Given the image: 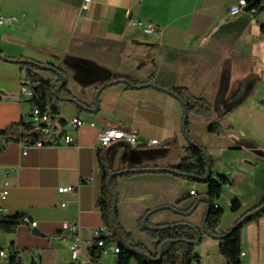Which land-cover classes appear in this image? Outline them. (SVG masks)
I'll use <instances>...</instances> for the list:
<instances>
[{
  "label": "crops",
  "instance_id": "crops-1",
  "mask_svg": "<svg viewBox=\"0 0 264 264\" xmlns=\"http://www.w3.org/2000/svg\"><path fill=\"white\" fill-rule=\"evenodd\" d=\"M237 1L92 0L85 6L84 0H0L1 12L17 18L0 26L4 57L62 68L69 76V92L88 108L95 107V94L106 85L96 113L69 101L58 103L59 119L79 117L88 122L69 131L75 144L29 146L23 153L25 140H8L0 134V182H9L0 218L20 215L37 222L36 227L23 222L15 233L0 231V249L8 251L12 244L26 249L23 264H75L67 242L59 235L64 221H78L85 240L105 223L98 206L103 188L99 157L108 160L113 172L180 162L189 144L183 128L184 105L160 86L185 88L212 106L210 121L194 113L188 119L192 140L216 159L214 177L229 179L216 201L224 209L218 231H227L241 215L264 201V107L259 101L264 90L257 86L245 98L259 77L257 53L261 50L264 55V10L257 16L246 12L230 16L228 9ZM134 19L156 23L161 31L148 33L133 24ZM26 72L21 64L0 57V131L31 114L32 104L20 92V78ZM38 74L54 82L50 72ZM120 79L152 85H107ZM226 79L230 80L228 87ZM239 96L225 108L226 101ZM211 122L226 127V134H210ZM108 127L133 130L140 140L157 139L160 144L133 148L117 141L99 147L97 137ZM243 138L253 139L258 146L238 148ZM126 147L132 152L125 154ZM191 184L196 195L208 191L207 183L199 189L196 182L169 172L119 176V223L154 253L157 244L141 231L139 219L160 206L191 208ZM67 186L74 191H59ZM235 200L242 205L239 212L231 211ZM197 209L199 215L188 220L196 226L202 223L207 204L200 203ZM185 220L164 210L153 214L149 222L168 225ZM33 228L42 236L34 235ZM242 250L244 264H264V215L243 228ZM195 254L198 264H225L218 239L209 235L196 245ZM116 258L110 250L103 251L100 264H116ZM0 264H7L6 259L0 257ZM131 264L138 263L132 260Z\"/></svg>",
  "mask_w": 264,
  "mask_h": 264
},
{
  "label": "trees",
  "instance_id": "trees-1",
  "mask_svg": "<svg viewBox=\"0 0 264 264\" xmlns=\"http://www.w3.org/2000/svg\"><path fill=\"white\" fill-rule=\"evenodd\" d=\"M252 6L256 9L254 16L264 10V0H250ZM262 28L264 29V23ZM5 60L17 62L21 64L22 68L25 69L28 75L37 82L36 96L32 99V103L41 108L42 111L48 112L54 121L58 125H63L64 120L58 118L59 116V106L58 103L60 99L55 95V89L61 84V78L57 72H54L52 69H56L62 72L67 77V84L61 88L59 94L63 97H73L69 92V76L65 70L55 66L50 63H41L28 58H11L4 57ZM33 61V62H32ZM51 68V70L49 69ZM48 71L54 77V82L44 79L38 74V71ZM260 77H257L250 85L249 93L246 95L247 98L251 95L258 85V80ZM159 86V85H158ZM171 91L175 96L180 100L185 102L187 110L189 113H194L203 117L205 120L210 121L212 118V106L203 98H194L192 97L187 89L185 88H167L160 86ZM66 93V94H65ZM208 132L212 135L223 136L227 132V128L221 125L219 122H211L208 126ZM186 133L189 134V119L186 122ZM1 135H5L8 140H25L28 144H33L37 140H43L45 143L48 138L41 136L37 133L34 126L29 123L21 120L19 123H13L6 129L0 131ZM192 139V138H191ZM193 141V140H192ZM245 145L247 147H257L258 144L251 138H243L237 142V147ZM100 166L103 173V188L102 195L98 200V206L101 208V213L104 222L112 228L113 234L112 237L108 238L110 241H115L119 245V253L116 258V264H131L132 260H136L138 264H178L179 259L181 264H198L199 257L195 254L196 244L187 243V242H177L173 244L170 250L164 254L163 258L160 261H155L159 257V246L160 243L167 239H184L188 241L196 240V231L185 226H177L174 228H167L162 230H147L142 227V221L144 216L139 219V227L142 232L146 233L152 240L157 244L156 251L154 253L150 252L143 243L136 241L132 234L127 232L119 223L117 218V225L120 231L121 236L117 233L114 223H113V208H112V196L110 195L106 182L108 177L113 173L109 166L107 159L99 157ZM215 158L209 154L207 149L195 141L189 142L185 147V155L176 165L165 167L168 171L155 170L153 172H169L173 175H177L183 178H186L192 182H200L201 179L205 178L208 173L207 161L210 164V169L212 176L207 182L208 191L205 193L204 197H208L212 202V209L208 215L206 226L209 232L213 235L218 236L220 252L225 259V264H244L240 256L242 251V231L245 225L248 223L259 219L264 215V209L260 212L253 214L250 218L245 219V217L264 205L262 201L259 205L248 210L234 223V225L227 231L220 232L218 228L221 224V219L224 214V209L219 205L215 207L216 201L221 197L223 186L229 183V179L220 175L218 178H215L213 175L212 167L215 162ZM160 168V167H157ZM139 172H126L120 176L132 175ZM119 176H114L111 181V189L117 195L118 199V185L117 179ZM196 201V200H195ZM194 201V202H195ZM193 202V204H194ZM176 207V206H175ZM242 208L241 203L238 200H235L231 204V211L239 212ZM117 216V208H116ZM23 216L17 215L13 217H2L0 218V231L4 233H15L17 227L23 223ZM186 222V221H184ZM149 224H151L149 222ZM163 223L157 224V226H162ZM197 230L202 233V238L205 233L202 228L195 226ZM108 240V241H109ZM127 244L129 250L126 249L125 245ZM104 247L95 248L92 251V256L95 261H99L102 255ZM26 252V249H19L14 244H12L8 249V258L7 264H23L22 254ZM135 252H144L150 255L153 259H148ZM36 264V263H34Z\"/></svg>",
  "mask_w": 264,
  "mask_h": 264
},
{
  "label": "built area",
  "instance_id": "built-area-1",
  "mask_svg": "<svg viewBox=\"0 0 264 264\" xmlns=\"http://www.w3.org/2000/svg\"><path fill=\"white\" fill-rule=\"evenodd\" d=\"M92 0H84V5L87 6ZM251 8L246 11L245 8L248 6ZM256 9L250 3V0H238L236 3L232 4L228 9V14L230 16H238L243 13H249L254 15ZM17 20L16 17L3 14L0 9V26L10 25ZM131 22L138 27L143 28L144 31L152 34H159L161 27L156 23H145L140 20H131ZM37 82L32 79L26 72L20 78V92L21 95L28 99L32 104L31 114L24 117L22 120L26 123L31 124L35 127L37 133L41 136L47 137L48 140L45 143L43 140H37L33 144H28L26 142L21 143V149L23 153H26V150L29 146H43L46 144H75L76 138L69 131L77 130L88 122L79 118L74 117L69 121H65L63 125H58L51 115L48 112L42 111L40 107L32 103V99L36 96ZM93 125V122H89ZM117 141H124L129 146L133 148L137 147H152L160 144V141L157 139H145L144 141L139 139L137 133L133 130H125L122 128L108 127L103 129L97 137V145L99 147H108L112 143ZM61 192H72L74 187L67 186L61 187L59 189ZM9 194V182L3 180L0 182V205L8 197ZM190 195H196V187L194 184L190 186ZM66 203H62L65 206ZM215 207H219L218 203H215ZM22 220L24 223L31 225L32 227L37 226L36 221H31L28 216H23ZM113 231L112 228L103 223L101 226L96 227L91 231L90 237L84 239L82 235V227L78 221H64L61 227V234L59 238L63 242H67L68 248L71 253L72 261L75 264H100L99 261H95L92 256V251L95 248L104 247L103 251L110 250L112 255L118 256L116 254V247L119 245L113 243L108 238L112 237ZM109 240V241H108ZM244 251L240 253L241 258L244 256ZM0 257L6 259L8 258V251L0 249Z\"/></svg>",
  "mask_w": 264,
  "mask_h": 264
},
{
  "label": "water",
  "instance_id": "water-1",
  "mask_svg": "<svg viewBox=\"0 0 264 264\" xmlns=\"http://www.w3.org/2000/svg\"><path fill=\"white\" fill-rule=\"evenodd\" d=\"M250 8H251V6L249 5L248 7L245 8V10L248 11ZM0 57L1 58H4V56L2 55L1 52H0ZM49 69L51 70V68H49ZM52 70L54 72H57L59 74V77L61 78V84L58 87H56V89H55V95L60 100H65V101L72 102V103L76 104L79 108L85 109V110H87V111H89L91 113H96V112L99 111V95H100L101 91L103 90V88L106 85L100 87L97 90V92L95 94V107L88 108L83 103H81L79 100H77V99H75L73 97H63V96H61L59 94L61 88L64 87L67 84V77L62 72H60V71H58L56 69H52ZM115 82H123L125 84L131 85V86H134V87H139V88L152 85V84L133 85L127 79H120V80L112 81V82L108 83L107 85H112ZM163 89H165V88H163ZM165 90L166 91H169L167 89H165ZM169 93L173 94L171 91H169ZM175 97L178 98L177 96H175ZM182 103H183L184 109H185L184 120H183V128H184L185 133H186V122H187V119H188V116H189V112L187 110V107L185 105V102L182 101ZM186 137H187V139H188V141L190 143L193 142L189 134L186 133ZM207 165H208V173H207V176L205 178H203V179L200 180V182H202V183H207L209 181V179L211 178V176H212L211 169H210V164H209L208 161H207ZM155 170L168 171V169L165 168V167H163V168L162 167L161 168H157V167H146V168H137V169H124V170L115 171V172L111 173V175L108 177L107 182H106V186H107V189H108L110 195L112 196L113 223H114V227H115L117 233L120 236H121V234H120V231H119V228H118V225H117V216H116L117 195L111 189V181H112L113 177L114 176H120V175H122L123 173H126V172H139V171H143V172H153ZM202 201H204L207 204L206 213H205V216H204L203 221H202V229H203V231H204L205 234H207V235H209L211 237H214V238H218V236L213 235L211 232H209V230L207 229V226H206V222H207L208 215H209V213H210V211L212 209V202H211V200L208 197H202V198H198L194 202V204L192 205V207L189 208L188 210H181V209H178L175 206H169V205L156 207V208L151 209L150 211H148L144 215V218H143V221H142V227L144 229H147V230H162V229H167V228H174V227H177V226L189 227V228H191V229H193V230L196 231V236H197L196 240H194V241H188V240H184V239H167V240H165V241H163V242L160 243V246H159V257L157 259H153L150 255H148L147 253H144V252H135V253H138V254H140V255L148 258V259H153L155 261H160L163 258L164 254L167 253L170 250L171 246L173 244L177 243V242L183 241V242L192 243V244H196V245L198 243H200V241L202 239V233L195 228V225H193V224H191L189 222H178V223H172V224H168V225L157 226V225H151V224H149V219H150V217L153 214H155L157 212H160V211H164V210H170L173 213L178 214L180 216H190V215H192L194 213V211L198 208L199 204ZM263 209H264V205L261 206V207H259L258 209H256L252 213L248 214L245 217V219L250 218L253 214H255L257 212H260ZM32 233L34 235H36V236H42V233L37 228H33ZM124 245H125L126 249L129 250L128 245L127 244H124Z\"/></svg>",
  "mask_w": 264,
  "mask_h": 264
},
{
  "label": "rangeland",
  "instance_id": "rangeland-1",
  "mask_svg": "<svg viewBox=\"0 0 264 264\" xmlns=\"http://www.w3.org/2000/svg\"><path fill=\"white\" fill-rule=\"evenodd\" d=\"M254 23H257V21L256 20H254ZM257 56H258V59H257V61H258V65L256 66V69H257V71H259V77H260V79L258 80V87H260V89H262V90H264V55L262 54V51L261 50H259V52L257 53ZM256 64V63H255ZM41 70H39L38 72H40ZM45 72H48V71H45ZM227 80V79H226ZM230 84V80H227V82H226V84H225V86L226 87H228V85ZM66 94V93H65ZM240 98V96L239 97H235V98H233V99H231L230 101H226V103H225V108L226 107H229L230 105H232L233 104V102H235V101H237L238 99ZM234 100V101H233ZM259 101L261 102V104L263 105V107H264V97H261V99H259ZM60 102V101H59ZM219 107V106H218ZM241 134H243V133H241ZM130 152H132L131 151V149L129 148V147H126V153L125 154H127V153H130ZM197 183V187L199 188V189H202V183L201 182H196ZM202 197H204V195H202V194H200V195H194V196H190L188 199H191V200H193V201H195V200H197L198 198H202ZM201 203H205L204 201H202ZM199 214H198V209H196L195 211H194V213L192 214V215H190V216H183V218H185V219H187V220H185L186 222H189V223H191L190 221H188V220H192V219H194L196 216H198ZM194 225V224H193ZM196 226V225H195ZM198 227H200V228H202V223H199V225H197ZM207 234H205V236H206ZM198 245V244H197ZM178 264H181V260L179 259V261H178Z\"/></svg>",
  "mask_w": 264,
  "mask_h": 264
},
{
  "label": "bare ground",
  "instance_id": "bare-ground-1",
  "mask_svg": "<svg viewBox=\"0 0 264 264\" xmlns=\"http://www.w3.org/2000/svg\"><path fill=\"white\" fill-rule=\"evenodd\" d=\"M119 253V247H116V254Z\"/></svg>",
  "mask_w": 264,
  "mask_h": 264
}]
</instances>
